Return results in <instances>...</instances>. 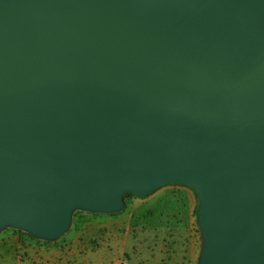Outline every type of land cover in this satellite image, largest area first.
I'll return each mask as SVG.
<instances>
[{
    "label": "water",
    "instance_id": "obj_1",
    "mask_svg": "<svg viewBox=\"0 0 264 264\" xmlns=\"http://www.w3.org/2000/svg\"><path fill=\"white\" fill-rule=\"evenodd\" d=\"M169 185L199 264H264V0H0V230Z\"/></svg>",
    "mask_w": 264,
    "mask_h": 264
},
{
    "label": "rangeland",
    "instance_id": "obj_2",
    "mask_svg": "<svg viewBox=\"0 0 264 264\" xmlns=\"http://www.w3.org/2000/svg\"><path fill=\"white\" fill-rule=\"evenodd\" d=\"M177 223L184 225L185 229L191 228L199 231V241H202L199 245L204 243L199 225L198 195L195 190L186 185L165 186L145 198L126 194L123 197L121 210L110 214L94 213L81 207H75L71 212L67 231L57 240L44 242L58 247L71 243L84 245V242L86 246H93L97 244L98 229L104 224L106 228L110 227L109 229L113 230L114 234L128 232L134 240V243H128V246H135L137 244L135 241L140 239L141 234L152 230L156 235L155 239H158L157 233H160L159 242L170 248L172 240L167 237V230ZM162 237L165 238L164 242ZM183 238L184 231L181 229V239ZM36 241L41 242L14 225H6L0 230V246L14 245L22 249ZM124 243L122 240V244ZM16 252L18 256H21L18 250Z\"/></svg>",
    "mask_w": 264,
    "mask_h": 264
},
{
    "label": "crops",
    "instance_id": "obj_3",
    "mask_svg": "<svg viewBox=\"0 0 264 264\" xmlns=\"http://www.w3.org/2000/svg\"><path fill=\"white\" fill-rule=\"evenodd\" d=\"M183 226L177 223L168 228L167 237L172 240L170 248L159 242L160 233L155 239L152 230L143 231L145 233L135 241L137 244L130 247L128 243L133 244L134 240L128 232L114 234L103 224L98 229L96 245L86 246L84 242V245L71 243L58 247L36 241L22 249L14 245H10L13 248L0 246V264H199L203 252V244L199 245L202 243L198 237L200 233ZM181 229L184 231L183 240ZM162 239L164 242L165 238Z\"/></svg>",
    "mask_w": 264,
    "mask_h": 264
},
{
    "label": "trees",
    "instance_id": "obj_4",
    "mask_svg": "<svg viewBox=\"0 0 264 264\" xmlns=\"http://www.w3.org/2000/svg\"><path fill=\"white\" fill-rule=\"evenodd\" d=\"M128 195H133V194H131V193H128Z\"/></svg>",
    "mask_w": 264,
    "mask_h": 264
}]
</instances>
